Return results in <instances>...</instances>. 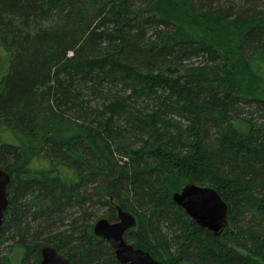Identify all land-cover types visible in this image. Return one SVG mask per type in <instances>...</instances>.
<instances>
[{
  "label": "trees",
  "instance_id": "16d2710c",
  "mask_svg": "<svg viewBox=\"0 0 264 264\" xmlns=\"http://www.w3.org/2000/svg\"><path fill=\"white\" fill-rule=\"evenodd\" d=\"M0 168V264H120L88 213L116 206L160 264H264V0H0ZM188 183L221 237L171 200Z\"/></svg>",
  "mask_w": 264,
  "mask_h": 264
},
{
  "label": "water",
  "instance_id": "95a60500",
  "mask_svg": "<svg viewBox=\"0 0 264 264\" xmlns=\"http://www.w3.org/2000/svg\"><path fill=\"white\" fill-rule=\"evenodd\" d=\"M9 179L7 171L0 168V230L8 207L6 190ZM170 198L197 227L215 237L222 236L227 226L228 206L214 189L188 183L178 192L172 193ZM116 214L115 222L104 218L95 221L92 228L94 236L112 247L115 259L120 264H160L149 253L134 248L124 240L125 232L136 227L135 217L123 212L119 206H116ZM40 257V264H70L68 259L61 257L52 247L41 248Z\"/></svg>",
  "mask_w": 264,
  "mask_h": 264
},
{
  "label": "rangeland",
  "instance_id": "374dc122",
  "mask_svg": "<svg viewBox=\"0 0 264 264\" xmlns=\"http://www.w3.org/2000/svg\"><path fill=\"white\" fill-rule=\"evenodd\" d=\"M91 102H94L93 99L91 100ZM169 118L172 121V123L175 122L176 119H177L175 116H172V118H171V116H168V119ZM178 121H179L178 126L180 125V127H183L184 126V122L182 120H178ZM209 135H210V137H213L214 136V132L211 131ZM142 138H144V136H142ZM134 139H133V136H132V139L130 140V143L132 144L131 146L132 147H138L139 144L138 143H135V140ZM103 212H104L103 209H100V210H97L96 208L89 209L88 213L91 214V215H94L93 218H92V220H90L89 222L90 223H94L97 220V218L103 214ZM66 223H68V222H66ZM63 230H68V228L65 227V228H63Z\"/></svg>",
  "mask_w": 264,
  "mask_h": 264
},
{
  "label": "bare ground",
  "instance_id": "6f19581e",
  "mask_svg": "<svg viewBox=\"0 0 264 264\" xmlns=\"http://www.w3.org/2000/svg\"><path fill=\"white\" fill-rule=\"evenodd\" d=\"M222 199V198H221Z\"/></svg>",
  "mask_w": 264,
  "mask_h": 264
}]
</instances>
